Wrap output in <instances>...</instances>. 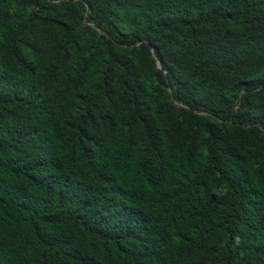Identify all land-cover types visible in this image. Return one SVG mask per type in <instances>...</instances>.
Listing matches in <instances>:
<instances>
[{
	"label": "trees",
	"instance_id": "1",
	"mask_svg": "<svg viewBox=\"0 0 264 264\" xmlns=\"http://www.w3.org/2000/svg\"><path fill=\"white\" fill-rule=\"evenodd\" d=\"M137 242L264 264V0H0V264Z\"/></svg>",
	"mask_w": 264,
	"mask_h": 264
},
{
	"label": "clouds",
	"instance_id": "2",
	"mask_svg": "<svg viewBox=\"0 0 264 264\" xmlns=\"http://www.w3.org/2000/svg\"><path fill=\"white\" fill-rule=\"evenodd\" d=\"M159 62L161 61L157 58L158 66L162 68V62L161 64H159ZM171 244L177 247L183 256H189V257L196 258L199 255L197 252L195 243L187 237L178 236L173 242H171ZM138 246L139 244L137 242L135 244V247L126 248V251H125V255L127 259L126 264H161V261L158 255V251H159L158 246H154L150 248L148 255L146 256L144 261H142V259L137 258Z\"/></svg>",
	"mask_w": 264,
	"mask_h": 264
},
{
	"label": "water",
	"instance_id": "3",
	"mask_svg": "<svg viewBox=\"0 0 264 264\" xmlns=\"http://www.w3.org/2000/svg\"><path fill=\"white\" fill-rule=\"evenodd\" d=\"M159 64H161V62H159Z\"/></svg>",
	"mask_w": 264,
	"mask_h": 264
}]
</instances>
